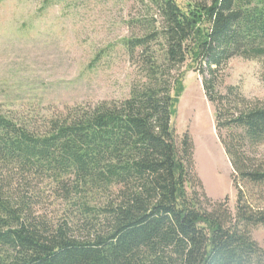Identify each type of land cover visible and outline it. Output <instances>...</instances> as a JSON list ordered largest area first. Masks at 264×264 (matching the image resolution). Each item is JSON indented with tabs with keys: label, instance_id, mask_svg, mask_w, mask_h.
<instances>
[{
	"label": "trees",
	"instance_id": "trees-1",
	"mask_svg": "<svg viewBox=\"0 0 264 264\" xmlns=\"http://www.w3.org/2000/svg\"><path fill=\"white\" fill-rule=\"evenodd\" d=\"M132 1L126 98L66 106L39 126L0 112V264H264L252 236L264 163L250 155L264 102L217 89L231 58L264 64V0ZM186 64L214 107L234 213L206 194L193 140L172 124Z\"/></svg>",
	"mask_w": 264,
	"mask_h": 264
},
{
	"label": "rangeland",
	"instance_id": "rangeland-1",
	"mask_svg": "<svg viewBox=\"0 0 264 264\" xmlns=\"http://www.w3.org/2000/svg\"><path fill=\"white\" fill-rule=\"evenodd\" d=\"M141 10L132 0H0V112L39 126L66 106L126 98L137 69L122 40L140 34L129 21ZM179 71L183 91L172 117L175 133L178 139L190 134L194 171L204 191L213 200L227 197L234 213L231 166L216 134L202 75L187 64ZM222 74L219 92L237 86L245 98L264 102L260 61L231 58ZM250 155L264 163V144ZM252 236L264 247L261 226L252 229Z\"/></svg>",
	"mask_w": 264,
	"mask_h": 264
},
{
	"label": "bare ground",
	"instance_id": "bare-ground-1",
	"mask_svg": "<svg viewBox=\"0 0 264 264\" xmlns=\"http://www.w3.org/2000/svg\"><path fill=\"white\" fill-rule=\"evenodd\" d=\"M195 109V108H194Z\"/></svg>",
	"mask_w": 264,
	"mask_h": 264
}]
</instances>
